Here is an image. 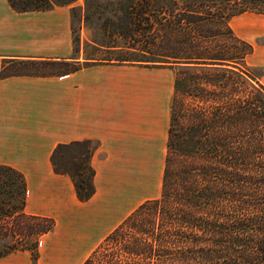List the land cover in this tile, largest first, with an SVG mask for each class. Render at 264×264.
Wrapping results in <instances>:
<instances>
[{
    "label": "trees",
    "instance_id": "1",
    "mask_svg": "<svg viewBox=\"0 0 264 264\" xmlns=\"http://www.w3.org/2000/svg\"><path fill=\"white\" fill-rule=\"evenodd\" d=\"M7 2L15 11L67 4ZM171 9L177 17L172 33L165 31L163 38L172 43L146 51V60H134L173 72L159 195L139 203L104 236L107 242L124 237L125 228L133 230L120 247L124 260L109 254L104 263L264 264V87L243 68L251 44L228 24L245 12L264 15V0H171ZM217 37L223 39L219 44L213 43ZM18 63L30 69L64 66L56 73H18L28 75L66 74L84 65L74 59ZM177 67L183 69L181 79ZM178 92L199 103L187 104L178 114ZM92 148L88 140L57 144L49 157L54 172L69 176L79 201L94 191ZM24 198L22 174L0 164V257L26 250L34 263L38 241L54 221L25 213ZM148 237L158 250L176 244L179 251L154 257ZM81 264H91V257Z\"/></svg>",
    "mask_w": 264,
    "mask_h": 264
},
{
    "label": "crops",
    "instance_id": "2",
    "mask_svg": "<svg viewBox=\"0 0 264 264\" xmlns=\"http://www.w3.org/2000/svg\"><path fill=\"white\" fill-rule=\"evenodd\" d=\"M74 53L69 4L15 11L0 0V72L10 61L78 60ZM248 55L264 70L263 50ZM256 79L264 87V71ZM172 85L168 67L125 62H90L59 75L0 74V164L22 174L24 212L54 221L34 263L19 250L0 264L82 263L111 226L155 198ZM83 140L93 143L94 191L79 201L49 157L57 144Z\"/></svg>",
    "mask_w": 264,
    "mask_h": 264
},
{
    "label": "rangeland",
    "instance_id": "3",
    "mask_svg": "<svg viewBox=\"0 0 264 264\" xmlns=\"http://www.w3.org/2000/svg\"><path fill=\"white\" fill-rule=\"evenodd\" d=\"M62 1L70 5L71 36L73 47L75 48L73 56L78 59L77 61L79 63H118L119 61L144 64L143 61L134 62V60H146L148 59L146 51H158L164 45L172 43L166 42L163 38L165 31L168 34L172 33L171 26L177 17L175 10L172 11L171 9V0ZM163 15L166 20L160 18ZM228 24L237 37L246 40V42L252 45L255 53L258 50L264 51V15L245 12L229 18ZM222 40L220 37H217L213 43L219 44ZM235 47L236 44L234 46L232 45L229 51L233 52ZM37 67L30 69V67L28 68L22 65L18 61H10L3 67L0 74L5 75L22 72L56 73L62 71V67L64 66L52 65L48 66V68ZM243 68L254 79L264 71L262 68L252 65L251 55L245 57ZM181 71L183 69L177 67V74L180 76V79L182 78ZM194 99L195 97L192 95H181L178 92L177 113L182 114L184 112L182 110H184V106L187 104L194 105L199 103ZM64 150L67 151L68 149ZM158 194L159 188L153 194V197H157ZM115 225L111 226L98 239L85 256L91 257V264H105L104 262L107 260L109 254H117V256L121 254L120 260H124V255L126 257V254L120 252V247L128 243V239L133 231L132 228L124 229V237L118 235L115 239H110L107 242L103 240L104 236ZM148 238L154 245V257L157 254H161V251L170 256L175 255L179 251L176 244H166V247L158 250L157 242H153L150 237Z\"/></svg>",
    "mask_w": 264,
    "mask_h": 264
}]
</instances>
